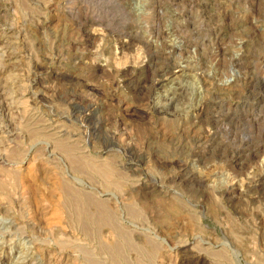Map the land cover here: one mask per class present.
<instances>
[{"label": "rangeland", "instance_id": "rangeland-1", "mask_svg": "<svg viewBox=\"0 0 264 264\" xmlns=\"http://www.w3.org/2000/svg\"><path fill=\"white\" fill-rule=\"evenodd\" d=\"M0 264H264V0H0Z\"/></svg>", "mask_w": 264, "mask_h": 264}, {"label": "bare ground", "instance_id": "bare-ground-1", "mask_svg": "<svg viewBox=\"0 0 264 264\" xmlns=\"http://www.w3.org/2000/svg\"><path fill=\"white\" fill-rule=\"evenodd\" d=\"M119 45H120L121 47H123V45H124V41H123V42H122V41L119 42ZM185 67H186V65H185ZM174 89H175V88H174ZM80 206L83 207L84 205H83V204H80ZM83 208H85V206H84ZM86 210H87V209H86ZM86 212H88V211H86ZM82 213L85 214L83 210H82ZM82 213H81V214H82ZM88 214L90 215V214H92V213L89 212ZM184 245H185V244H184Z\"/></svg>", "mask_w": 264, "mask_h": 264}]
</instances>
